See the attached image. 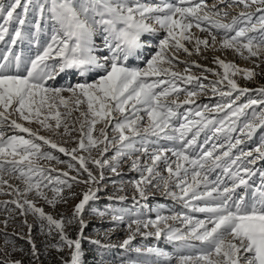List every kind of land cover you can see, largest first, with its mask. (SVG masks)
<instances>
[{"label":"snow or ice","instance_id":"snow-or-ice-1","mask_svg":"<svg viewBox=\"0 0 264 264\" xmlns=\"http://www.w3.org/2000/svg\"><path fill=\"white\" fill-rule=\"evenodd\" d=\"M0 46V264H43L53 251L85 264V241L122 250L118 264H264V132L241 147L264 129V85L239 82L264 76V0H0ZM208 53L214 66L193 59ZM125 164L137 174L127 181ZM117 185L137 209L158 193L180 210L90 204ZM41 201L77 202L54 216ZM86 212L125 238L91 239ZM17 216L25 235L8 231Z\"/></svg>","mask_w":264,"mask_h":264},{"label":"rangeland","instance_id":"rangeland-1","mask_svg":"<svg viewBox=\"0 0 264 264\" xmlns=\"http://www.w3.org/2000/svg\"><path fill=\"white\" fill-rule=\"evenodd\" d=\"M7 2V0H6ZM2 47V46H0ZM129 63L135 65L136 62L135 61H129ZM143 66V65H140ZM262 68H264V66H262ZM193 72H198L199 70L196 68L192 69ZM257 71H261V69H257ZM257 83H252V82H247L244 80H240L239 82L241 83V85L247 86L249 88H256L260 85H264V76H258L256 78ZM254 95V94H253ZM219 98H216V100H212L209 101L206 98H201L200 103H216L217 100ZM245 98L242 97L241 101H243ZM259 138V133L256 134V137L253 138L252 141L248 142L246 145H242L241 147H244L246 150L248 148H251L255 145L256 140ZM201 139H203V137H201ZM67 147H72L74 146L73 144L69 143L66 145ZM54 154H59L56 153L55 150ZM114 151V150H113ZM113 151H110L108 153L109 156H111L113 154ZM61 156V159H69L68 157H64L62 154H59ZM58 167H63L58 166ZM122 178L127 181L129 179L134 178L137 174L130 172L128 169L127 164L123 165L122 169ZM106 176L110 177L111 179H120L119 177H114L111 176V174L106 172ZM117 187H111L109 188V191L107 194L105 193H101V197L102 199L98 202H90V204L92 205H111L113 207H116V204H120L128 209H131L133 212L139 211L141 213H146L148 216H151L154 218L155 216V209H157V207L159 205H163L165 206V211L163 212V214H169V212L167 210H171V211H177L180 210L179 205L172 201L169 198H166L160 194H156L155 196H150L149 200L146 203V207L142 208V209H137L134 205L133 202L131 200V193H132V189L130 187L125 189L124 193H120L117 191ZM75 191H80V188H74ZM123 194H127L129 196V199L123 202H119V201H109L107 200V195H123ZM0 199H6V197H0ZM77 201H71L67 206L65 205H58L56 209H52L50 206L43 204V202H40V205L43 206L45 208L46 212H50L52 213L54 216H59L61 213H69L71 210V206L72 204L76 203ZM96 207V206H94ZM99 208V207H98ZM100 209H103L100 206ZM149 209H151L152 211H149ZM88 212H86L85 215V219L88 222V228L85 230L86 231V235H88L91 239L93 240H100L102 244H118L122 239L125 238V234H126V230L123 228V226H120L119 228H117V230L115 232L110 233L109 235H105V233L113 227V222H111V220L106 216L104 218H100L99 216H95L93 214L87 215ZM198 216L202 215V214H197ZM4 216L0 215V219H3ZM24 217H20L17 216L16 222L15 223H11L10 227L8 229L9 233L16 231L21 233L22 235L27 234L28 229L25 226H22V221H23ZM28 222L30 224H34V227L32 229V236L35 239L38 247L41 246L42 242L46 239L45 236L40 235L39 233V228H38V224L34 221V217H32L31 215H29L27 217ZM77 229L76 228H71L69 229V234L74 238L76 235ZM17 242L19 244L24 245L25 248L28 247L27 243L25 240H20L19 237H17ZM0 243H2V237H0ZM134 244H143V245H148V246H160L165 248L166 251H169L170 253H174L175 249L172 245L168 244L167 241L161 239V240H156L153 237H149L147 239L143 238V237H137V240L133 242ZM86 244H90L87 241H85L83 243V248L85 250V264H97L94 263L93 261H91V257L89 256L88 250L85 248ZM95 245V244H93ZM96 246V245H95ZM110 250H114L115 252L112 253L108 258H105V260L113 262V264H118L119 259L121 258L120 252H123L120 249L117 248H113ZM134 254V253H133ZM59 254L56 253L55 251H53L50 255L49 258L47 259H43V264H58V260H57V256ZM27 264V261H26Z\"/></svg>","mask_w":264,"mask_h":264},{"label":"trees","instance_id":"trees-1","mask_svg":"<svg viewBox=\"0 0 264 264\" xmlns=\"http://www.w3.org/2000/svg\"><path fill=\"white\" fill-rule=\"evenodd\" d=\"M96 206L97 208L100 206L102 208H105L106 206L108 205H93V207ZM116 207L117 208H123L122 205H119V204H116ZM123 209H126V207H124ZM91 213L88 212L87 215H90ZM15 239H17L16 237H14ZM85 248L88 250V253H89V256L92 258L91 261H93L94 263H97V261L101 258V257H104L105 258H108L112 253H114L115 251L114 250H110V249H103V248H98L97 246L93 245V244H86L85 245ZM118 255H121L124 256V252H120V254ZM133 257L135 256V254H132Z\"/></svg>","mask_w":264,"mask_h":264},{"label":"bare ground","instance_id":"bare-ground-1","mask_svg":"<svg viewBox=\"0 0 264 264\" xmlns=\"http://www.w3.org/2000/svg\"><path fill=\"white\" fill-rule=\"evenodd\" d=\"M193 31H196V30L193 29ZM198 34H199V33H198ZM208 55H209V57H210L209 60H202V59H200L199 57H193V59H197V60H199V62H200L201 64L212 65V61H211V55H212V53H208ZM227 59L230 60V61H234V62H236L237 64H239V65L242 66V67H251L250 64H247L246 62H244L243 60H241L239 57L234 56V55H232L231 53L228 54ZM130 61H132V60H130ZM212 66H214V65H212ZM181 67H183V66H181ZM197 73H198V72H197ZM210 78H211V77H210Z\"/></svg>","mask_w":264,"mask_h":264},{"label":"built area","instance_id":"built-area-1","mask_svg":"<svg viewBox=\"0 0 264 264\" xmlns=\"http://www.w3.org/2000/svg\"><path fill=\"white\" fill-rule=\"evenodd\" d=\"M17 238V237H16Z\"/></svg>","mask_w":264,"mask_h":264}]
</instances>
